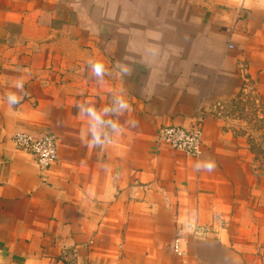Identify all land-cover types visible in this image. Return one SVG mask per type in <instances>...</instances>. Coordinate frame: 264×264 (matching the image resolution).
<instances>
[{"label":"crops","instance_id":"0c3cea01","mask_svg":"<svg viewBox=\"0 0 264 264\" xmlns=\"http://www.w3.org/2000/svg\"><path fill=\"white\" fill-rule=\"evenodd\" d=\"M119 93L122 133L86 145L78 105ZM246 96L264 105V0H0V264H264V167L226 112ZM197 120L199 156L158 147ZM19 131L56 135L58 161L40 170Z\"/></svg>","mask_w":264,"mask_h":264},{"label":"clouds","instance_id":"9594fccd","mask_svg":"<svg viewBox=\"0 0 264 264\" xmlns=\"http://www.w3.org/2000/svg\"><path fill=\"white\" fill-rule=\"evenodd\" d=\"M88 69L93 77L97 81H101L108 74L109 69L105 63L98 59H89L87 61ZM116 70L125 77L131 74V68L124 63L115 65ZM23 79H18L13 87L16 91H8L4 95V101L10 105H18L22 100V93L24 90ZM81 116L86 118L87 129L82 137L83 142L86 145L93 147H104L110 144L114 137L120 135L123 131L122 125L119 122L118 117L123 116L125 113L131 111V106L123 93L113 94L112 101L109 105L104 106L101 109H97L95 105L90 102H85L78 105ZM116 117V118H113ZM132 126L135 125V121H128ZM197 171L204 170L206 172H213L217 165L215 160L206 158L198 160L195 165Z\"/></svg>","mask_w":264,"mask_h":264},{"label":"built area","instance_id":"2783aa9c","mask_svg":"<svg viewBox=\"0 0 264 264\" xmlns=\"http://www.w3.org/2000/svg\"><path fill=\"white\" fill-rule=\"evenodd\" d=\"M203 135V125L200 120H197L191 128L177 125L163 126L158 130V147L168 146L188 156H199L202 152ZM13 142L17 148L31 153L42 171L49 169L58 161L57 137L53 133L36 136L19 131L14 134ZM173 250L179 256L186 255L181 237L174 240Z\"/></svg>","mask_w":264,"mask_h":264},{"label":"rangeland","instance_id":"374dc122","mask_svg":"<svg viewBox=\"0 0 264 264\" xmlns=\"http://www.w3.org/2000/svg\"><path fill=\"white\" fill-rule=\"evenodd\" d=\"M227 114L239 117L242 121V131L247 135L254 153L259 157L260 165L264 167V105L258 97L246 96L230 103Z\"/></svg>","mask_w":264,"mask_h":264}]
</instances>
